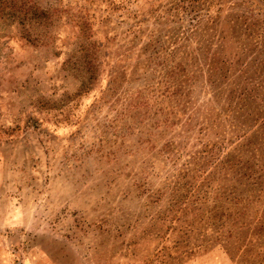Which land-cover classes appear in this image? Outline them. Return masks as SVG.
Instances as JSON below:
<instances>
[{"label":"rangeland","instance_id":"rangeland-1","mask_svg":"<svg viewBox=\"0 0 264 264\" xmlns=\"http://www.w3.org/2000/svg\"><path fill=\"white\" fill-rule=\"evenodd\" d=\"M0 264H264V0H0Z\"/></svg>","mask_w":264,"mask_h":264}]
</instances>
